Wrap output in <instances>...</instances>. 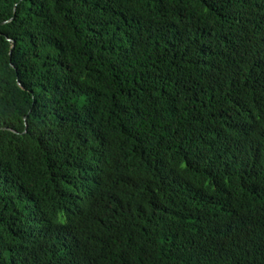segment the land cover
Returning a JSON list of instances; mask_svg holds the SVG:
<instances>
[{
	"label": "trees",
	"instance_id": "trees-1",
	"mask_svg": "<svg viewBox=\"0 0 264 264\" xmlns=\"http://www.w3.org/2000/svg\"><path fill=\"white\" fill-rule=\"evenodd\" d=\"M0 264H264V0H0Z\"/></svg>",
	"mask_w": 264,
	"mask_h": 264
},
{
	"label": "water",
	"instance_id": "water-1",
	"mask_svg": "<svg viewBox=\"0 0 264 264\" xmlns=\"http://www.w3.org/2000/svg\"><path fill=\"white\" fill-rule=\"evenodd\" d=\"M10 42L14 43L12 40L9 39ZM22 86V84H20Z\"/></svg>",
	"mask_w": 264,
	"mask_h": 264
}]
</instances>
